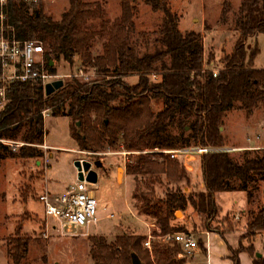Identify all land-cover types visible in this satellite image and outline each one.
Here are the masks:
<instances>
[{
    "label": "trees",
    "instance_id": "16d2710c",
    "mask_svg": "<svg viewBox=\"0 0 264 264\" xmlns=\"http://www.w3.org/2000/svg\"><path fill=\"white\" fill-rule=\"evenodd\" d=\"M140 1L163 13L158 29L146 34V51L139 49L141 45L135 37L134 17ZM121 4L120 18L114 22L103 20L95 29L87 22L99 16L101 8L94 10L84 0H70L60 20L49 16L41 2L8 1L4 9L7 37L42 43L52 73H57L50 65L52 61L64 59L73 64L79 55L83 71L94 69L101 78L86 81L75 75L63 80L62 86L50 94L40 81L12 84L8 104L0 111V139L25 144L17 151L0 142V160L42 156L39 146L45 143L47 132L43 111L50 110L54 117L70 118L71 135L79 150L98 153L121 147L136 152L126 164L127 175L137 184L143 178L157 180L162 188L168 184L159 198L151 195L155 192L152 187L151 191L141 192L142 204L134 203L142 214L153 219L154 237L185 231L174 221L177 212L189 207L206 221L218 216L222 210L215 200L218 192L246 191L249 203L253 202L264 183V148L253 154L247 150L241 161L227 151L202 155L205 190L193 193L181 186L170 188L188 179L187 168L160 150L222 147L225 135L221 127L226 114L231 110L250 113L264 103V69L256 68L254 63L260 50L257 43H249L264 33V0L241 1L234 17L236 42L230 52H223L218 67L212 63V51L208 60L205 58L202 35L180 29V16L169 0H121ZM230 11L231 5L225 2L223 23L228 22ZM97 37H107L101 54L94 53ZM149 41L154 51H149ZM216 69L218 74L214 76ZM156 75L161 78L155 80ZM129 77L137 80L129 82ZM154 104L162 106L155 110ZM139 190L137 185L134 198ZM246 226L236 248L227 243L231 259L240 264L239 256L246 252L253 264H264V251L254 244L243 245L245 238L264 232V205L249 211ZM92 240L94 264H133V254L143 264L185 262L177 257L179 244L152 240L150 250L140 234L119 235L113 244L102 236ZM31 241L21 235L10 240L14 264L22 263Z\"/></svg>",
    "mask_w": 264,
    "mask_h": 264
},
{
    "label": "rangeland",
    "instance_id": "374dc122",
    "mask_svg": "<svg viewBox=\"0 0 264 264\" xmlns=\"http://www.w3.org/2000/svg\"><path fill=\"white\" fill-rule=\"evenodd\" d=\"M95 10L101 9L99 16L87 22L93 28L99 29L103 20L114 22L122 14L121 0H84ZM242 0H169L173 11L180 16V29L183 32L195 30L204 40L205 58L208 60L210 52L214 53L212 63L220 66L223 52H230L237 39L234 31V17ZM44 5L45 12L54 20H60L63 13L70 7V0H39ZM231 5L229 20L221 21L224 3ZM163 13L154 11L151 6L140 1L135 12L136 32L141 51L147 50V35L158 29ZM107 37H97L94 43V53H103V45ZM150 43V41H149ZM252 46L258 45L259 54L255 59V67L264 69V33L250 39ZM149 51H154L152 43ZM57 73L67 80L77 75L86 81L100 80L94 69L83 71L81 57L77 55L75 62L70 64L64 59L56 60L53 64ZM219 70V69H216ZM66 75V76H64ZM161 75L154 76L159 80ZM135 82L136 77L127 78ZM54 82V81H53ZM52 82L49 81L48 84ZM68 107V103H66ZM161 104H154V109L161 108ZM46 137L45 143L39 146L42 156L34 159L22 157L0 160V264H14L11 258L10 240L18 235L30 237L26 257L21 264H94L91 249L92 238L104 237L113 244L116 237L122 234H140L148 238L156 227L153 219L142 214L134 203H140V194L144 190L155 192L151 195L156 199L164 194L168 188H163L157 180L143 178L136 183L133 177L127 175L126 164L136 152L125 149L107 148L102 152L94 153L79 150L71 135L70 118L67 116L54 117L50 110L45 117ZM223 131L225 148L230 154L242 160L245 152H253L264 148V103L250 113L243 110H231L224 118ZM19 151L23 141L13 140ZM134 154V155H132ZM201 154L180 155V162L187 168L188 179L179 184H172L170 188L181 186L189 193L205 190V182L201 168ZM161 160L160 157H157ZM77 160L89 161L98 171V181L90 189L98 200L99 211L97 221L91 225L69 226V231L62 228L59 221L47 216L44 206L38 196L45 190L53 194L63 193L78 179ZM39 162V164H38ZM101 162L102 166H95ZM139 185L138 197L133 192ZM217 203L222 210L210 221L200 215L192 207L187 211L176 213L175 224L184 227L200 241L201 246L210 236V264H234L231 259L220 258L219 254L226 252L227 248H220L214 234L221 236L228 244L236 248L241 236L246 233L250 210L257 211L264 205V183L256 191L254 201L249 203L246 191H222L217 195ZM209 226L210 229L206 230ZM153 241L163 240L153 237ZM254 244L257 249L264 251V233L254 237L245 238L244 246ZM145 246V245H144ZM146 247V246H145ZM147 248V247H146ZM151 250V249H150ZM205 251V250H204ZM208 253V252H206ZM247 254H242L241 264H250ZM250 259V258H249ZM191 264H209L208 259L201 252H196Z\"/></svg>",
    "mask_w": 264,
    "mask_h": 264
},
{
    "label": "built area",
    "instance_id": "2783aa9c",
    "mask_svg": "<svg viewBox=\"0 0 264 264\" xmlns=\"http://www.w3.org/2000/svg\"><path fill=\"white\" fill-rule=\"evenodd\" d=\"M9 0H0V111L8 104V90L14 83L40 81L45 86L51 81H57L62 76L58 73H52L47 66L44 56V47L42 43L36 40H20L15 36L7 37L5 34L6 14L5 6ZM26 2H38L39 0H24ZM218 70H214V76H217ZM66 76V75H64ZM47 111H43L47 116ZM0 142L15 147V141L0 139ZM23 143L22 145H24ZM14 150H16L14 148ZM227 151L221 147H185L178 149H165L160 152L170 155L173 159H179L180 155L191 154H208L211 152ZM83 161V160H82ZM89 171H85L84 179H77L63 193L53 194L45 190L38 196V200L42 203L47 216L56 218L62 228L77 225H91L97 221L99 211L98 200L93 195L90 186L95 183L88 181L87 175ZM153 234L150 233L145 240L144 245L152 249ZM164 242L176 243L181 246V251L177 257L184 259V264H191L190 259L196 252L201 250L200 241L194 237L189 231H178L166 234L161 237ZM210 252L209 246L206 247Z\"/></svg>",
    "mask_w": 264,
    "mask_h": 264
},
{
    "label": "water",
    "instance_id": "95a60500",
    "mask_svg": "<svg viewBox=\"0 0 264 264\" xmlns=\"http://www.w3.org/2000/svg\"><path fill=\"white\" fill-rule=\"evenodd\" d=\"M53 63L54 62L52 61L51 64H53ZM62 84H63V80H57V81H55V82H53L51 84H47L46 85V91H47V93L50 94V93L54 92L56 89L60 88L62 86ZM221 129H223V127H221ZM94 164L97 167L102 166V163L101 162H95ZM75 165H76V167L78 169V178L80 180H83L84 179V173H83V169H84L85 171H89L86 179L88 181L92 182V183H97L98 177H99L98 171L92 167L93 164L91 162L77 160L75 162ZM178 213L181 214L180 211L177 212V214ZM258 255L261 256L260 253ZM132 262H133V264H143L141 262L140 258L137 256V254H133L132 255Z\"/></svg>",
    "mask_w": 264,
    "mask_h": 264
},
{
    "label": "crops",
    "instance_id": "0c3cea01",
    "mask_svg": "<svg viewBox=\"0 0 264 264\" xmlns=\"http://www.w3.org/2000/svg\"><path fill=\"white\" fill-rule=\"evenodd\" d=\"M38 164H39V162H38ZM190 191V190H189ZM188 191V192H189ZM220 192H218V193H216V195H215V200L217 199V195L219 194ZM217 202V201H216ZM153 224V223H152ZM154 225V224H153ZM264 233V232H263ZM211 234L212 233H209L208 234V238L207 239H205L204 240V242H203V245L201 246V250L199 251V252H201V254H203V255H205V257L208 259V261H209V264H210V259H211V255H210V252L209 253H206L207 252V250H206V247H208L209 246V249H210V242H212V240H210V236H211ZM214 237H215V239H217V243H218V245H219V247L220 248H222V249H224V248H227V251L224 253V252H222V253H220L219 254V257L220 258H225V257H227L228 259H231V251H230V249H229V247H228V244H227V242L221 237V236H219L218 234H214ZM231 246H233V245H231ZM234 247V246H233ZM205 250V251H204ZM242 254H247L246 252H243V253H241L240 254V256H239V261H240V264H241V259H242ZM248 255V254H247ZM248 257V260H250L249 262H250V264H253L252 263V260H251V258H250V256L248 255L247 256ZM192 258H194V256L192 257ZM191 258V259H192ZM250 258V259H249ZM190 259V260H191ZM232 260V259H231ZM233 261V260H232ZM234 262V261H233ZM228 263H230V262H227V264ZM234 264H235V262H234Z\"/></svg>",
    "mask_w": 264,
    "mask_h": 264
}]
</instances>
